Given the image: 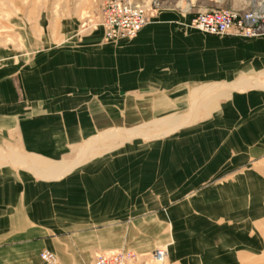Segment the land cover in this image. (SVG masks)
<instances>
[{
	"label": "crops",
	"instance_id": "1",
	"mask_svg": "<svg viewBox=\"0 0 264 264\" xmlns=\"http://www.w3.org/2000/svg\"><path fill=\"white\" fill-rule=\"evenodd\" d=\"M188 10H154L115 41L80 33V11L11 24L0 264L138 259L159 246L167 264L259 263L264 34L203 35Z\"/></svg>",
	"mask_w": 264,
	"mask_h": 264
},
{
	"label": "built area",
	"instance_id": "2",
	"mask_svg": "<svg viewBox=\"0 0 264 264\" xmlns=\"http://www.w3.org/2000/svg\"><path fill=\"white\" fill-rule=\"evenodd\" d=\"M100 22L95 27L103 30L105 40L132 38L153 18V6L144 0H98ZM192 27L204 34L222 36L240 34L253 36L264 34V0H248L244 8L210 9L196 15ZM166 249L158 248L151 256L162 261L166 259ZM42 259L54 262L50 254H42ZM132 253L117 252L101 254L92 264H135Z\"/></svg>",
	"mask_w": 264,
	"mask_h": 264
},
{
	"label": "rangeland",
	"instance_id": "3",
	"mask_svg": "<svg viewBox=\"0 0 264 264\" xmlns=\"http://www.w3.org/2000/svg\"><path fill=\"white\" fill-rule=\"evenodd\" d=\"M150 3L155 10L166 8H175L177 10H186L194 19L197 14L204 10L210 9H239L244 8L248 4V0H227L222 5V1L215 0H144ZM98 0H0V52H16L14 43L11 41V24L17 21H62L69 20L73 12L80 11L78 19L81 21L79 28L80 33H86L100 27H95L100 22V14L97 5ZM224 6V8L220 7ZM193 28V27H192ZM193 30L204 34L196 29ZM10 48L6 50L4 48ZM15 48V47H14ZM158 248H165L159 246ZM155 249V250H156ZM136 257V256H135ZM264 257V256H263ZM260 257L258 264H264V258ZM137 259V258H136ZM135 264H167V260L163 263L151 257V255L138 258Z\"/></svg>",
	"mask_w": 264,
	"mask_h": 264
},
{
	"label": "bare ground",
	"instance_id": "4",
	"mask_svg": "<svg viewBox=\"0 0 264 264\" xmlns=\"http://www.w3.org/2000/svg\"><path fill=\"white\" fill-rule=\"evenodd\" d=\"M164 261H165V259H164V260H162V261H161V263H163ZM159 262H160V261H159Z\"/></svg>",
	"mask_w": 264,
	"mask_h": 264
}]
</instances>
